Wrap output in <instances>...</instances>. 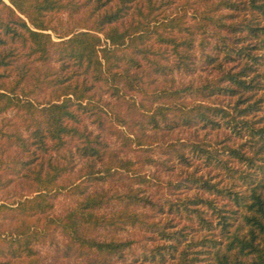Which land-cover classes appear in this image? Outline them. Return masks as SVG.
Here are the masks:
<instances>
[{
    "label": "trees",
    "instance_id": "16d2710c",
    "mask_svg": "<svg viewBox=\"0 0 264 264\" xmlns=\"http://www.w3.org/2000/svg\"><path fill=\"white\" fill-rule=\"evenodd\" d=\"M6 1L0 264H264V0Z\"/></svg>",
    "mask_w": 264,
    "mask_h": 264
},
{
    "label": "rangeland",
    "instance_id": "374dc122",
    "mask_svg": "<svg viewBox=\"0 0 264 264\" xmlns=\"http://www.w3.org/2000/svg\"><path fill=\"white\" fill-rule=\"evenodd\" d=\"M178 5H179V3L177 2V3L171 4L169 6H160L158 8V10L156 11V13H159L158 19L160 20V19L164 18L165 16H167V17L174 16L178 11H180L179 10L180 7ZM61 16H62V22H63L62 26L65 28L67 26V24L71 23L72 21L65 14H63ZM51 35H52V38L54 40H57L56 36L53 33H51ZM135 97H136V99H138V101L142 99V97H140V95H138V94H135ZM133 110H134L133 108H129L128 105L124 104V103H120V104L116 103L115 108H114V111H116L118 113L120 112V114H122V115L125 114L126 117L128 116L127 118H129V116L134 115ZM9 116H10L9 119H11V123H13L14 121H17L11 116V114ZM17 196H18V194H16V192L13 189H3L0 187V203L1 202H11L12 200H15L17 198ZM73 205H74L73 197L63 195L58 200V203L55 206V210L58 212H62L66 209H69ZM9 225H10V223L7 222V220H4L0 216V226L5 228ZM51 253H52V251L49 248L44 250V255L46 256V258L48 260H50V258H51V255H49ZM57 264H64V263H58L57 262Z\"/></svg>",
    "mask_w": 264,
    "mask_h": 264
}]
</instances>
